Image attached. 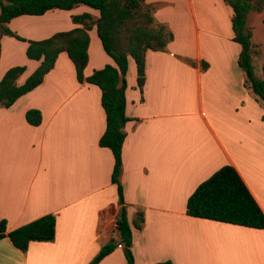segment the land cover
Returning <instances> with one entry per match:
<instances>
[{"label": "crops", "instance_id": "0c3cea01", "mask_svg": "<svg viewBox=\"0 0 264 264\" xmlns=\"http://www.w3.org/2000/svg\"><path fill=\"white\" fill-rule=\"evenodd\" d=\"M144 5L154 8L155 19L174 38L166 50L147 51L143 89L129 56L120 178L135 264H264V228L187 213L189 196L226 164L238 170L264 211V104L246 85L239 65L242 46L233 39V8L225 0H145ZM83 13L93 21L100 17L98 9L80 3L22 14L8 26L27 40H41L84 27L72 18ZM247 24L264 54V9L251 11ZM88 32L86 76L115 65L96 23ZM27 40L2 36L0 80L11 66L24 65L21 84L39 66L27 55ZM263 54L255 58L258 73ZM30 108L42 112L39 125L27 121ZM106 127L102 89L78 80L66 51L40 85L10 107L0 106V220L12 230L56 215L52 241H31L24 251L9 236L1 238L0 264H91L116 235L115 159L100 145ZM139 212L141 228L133 223ZM97 264H127L123 245Z\"/></svg>", "mask_w": 264, "mask_h": 264}, {"label": "trees", "instance_id": "16d2710c", "mask_svg": "<svg viewBox=\"0 0 264 264\" xmlns=\"http://www.w3.org/2000/svg\"><path fill=\"white\" fill-rule=\"evenodd\" d=\"M225 1L233 8V39L242 46L239 65L246 73V85L264 104V54L261 45L253 41L252 28L247 24L251 11L264 9V0ZM144 2L145 0H0V54L1 38L4 34L27 40L8 26L16 16L44 14L54 8L71 9L80 3L100 12V17L95 21L90 13L73 15V21L82 23L84 27L58 31L41 40H27V55L39 60V66L21 84L17 80L26 69L24 65L11 66L0 80V106L10 107L19 97L40 85L45 75L55 66L59 54L66 51L75 64L78 80L81 83L96 84L102 89L107 127L100 138V145L109 147L114 155L112 181L118 187L120 209L117 214L116 235L101 248L91 264H97L119 244L123 245L127 264H135L132 226L120 178L123 169V143L126 137L125 124L129 120L126 113L129 56L136 61L138 84L143 89L147 51L166 50L174 38L173 32L155 19L154 8L145 6ZM93 23H96L103 47L114 59L115 65L106 64L86 76L90 41L88 30L92 28ZM262 54V72L258 73L254 62L255 58ZM187 61L194 64L191 59ZM206 65L207 63L203 62V66ZM26 118L30 124L39 125L43 116L39 109L30 108L26 112ZM187 213L195 217L264 228L263 209L238 170L231 164L223 165L197 186L188 198ZM143 222V212H139L133 223L141 228ZM6 236L24 251L31 241H52L56 236V215L47 213L12 230H8L7 221L2 219L0 239ZM151 264L174 263L171 260H163Z\"/></svg>", "mask_w": 264, "mask_h": 264}, {"label": "rangeland", "instance_id": "374dc122", "mask_svg": "<svg viewBox=\"0 0 264 264\" xmlns=\"http://www.w3.org/2000/svg\"><path fill=\"white\" fill-rule=\"evenodd\" d=\"M188 59H191V58H188ZM193 60V59H192ZM194 61V60H193Z\"/></svg>", "mask_w": 264, "mask_h": 264}]
</instances>
